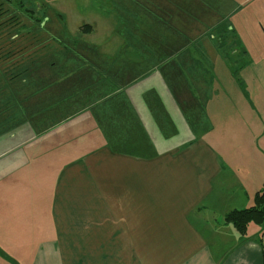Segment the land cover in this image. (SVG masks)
<instances>
[{"label": "crops", "instance_id": "crops-1", "mask_svg": "<svg viewBox=\"0 0 264 264\" xmlns=\"http://www.w3.org/2000/svg\"><path fill=\"white\" fill-rule=\"evenodd\" d=\"M100 7L109 46L33 73L41 88L0 123V264H262L264 223L240 235L224 222L264 189L261 128L237 155L193 138L219 88L191 58L219 52L211 8Z\"/></svg>", "mask_w": 264, "mask_h": 264}, {"label": "rangeland", "instance_id": "rangeland-1", "mask_svg": "<svg viewBox=\"0 0 264 264\" xmlns=\"http://www.w3.org/2000/svg\"><path fill=\"white\" fill-rule=\"evenodd\" d=\"M108 1L0 0V123L9 115L12 125L14 101L39 90L40 86L26 78L28 75L40 74L42 78L37 80L45 82L43 76L51 75L49 68L53 64L79 66L77 51L81 54L86 43L109 46V25L100 20V14L108 10L100 6ZM200 1L211 8L208 10L215 32H210L214 37L210 42L219 52L203 56L199 51L191 58L199 80L208 79L218 83L219 88L212 90L204 117L203 127L209 133L198 127L193 138H202L216 148L226 142L237 155L243 153L236 149H243L248 142L247 133L258 136L256 130L261 128L258 140L264 152V0ZM228 24L233 31L226 33ZM84 25L93 28L90 35L80 31ZM217 29L221 32L215 38ZM224 34L227 39H218ZM40 67L48 73L39 71ZM22 68L26 70L20 74ZM22 79L26 80L23 86L19 84ZM232 116L234 120L230 121ZM229 122L235 126H226Z\"/></svg>", "mask_w": 264, "mask_h": 264}, {"label": "trees", "instance_id": "trees-1", "mask_svg": "<svg viewBox=\"0 0 264 264\" xmlns=\"http://www.w3.org/2000/svg\"><path fill=\"white\" fill-rule=\"evenodd\" d=\"M84 28L90 31L89 27L84 26ZM84 28H82V31L85 30ZM25 70L26 68H22L19 73L21 74ZM18 76L19 74L16 73L14 75V79L17 80L16 78H18ZM28 77L31 78L32 74L28 75L26 78ZM25 81L26 80L22 79L19 81V84L23 86L25 85ZM15 108L16 105L14 101L13 111L15 110ZM224 222L231 225L240 235H244L246 233L247 227L250 224L262 225L264 223V189L254 195L252 207L244 210H235L228 213L224 217ZM262 264H264V254Z\"/></svg>", "mask_w": 264, "mask_h": 264}]
</instances>
